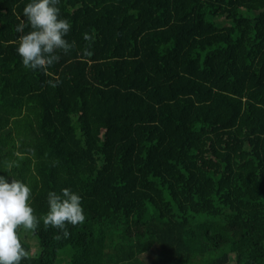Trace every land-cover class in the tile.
Instances as JSON below:
<instances>
[{
  "label": "trees",
  "instance_id": "trees-1",
  "mask_svg": "<svg viewBox=\"0 0 264 264\" xmlns=\"http://www.w3.org/2000/svg\"><path fill=\"white\" fill-rule=\"evenodd\" d=\"M25 3L0 0V168L85 221L18 229L21 264H264V0H59L75 46L43 72Z\"/></svg>",
  "mask_w": 264,
  "mask_h": 264
},
{
  "label": "clouds",
  "instance_id": "clouds-1",
  "mask_svg": "<svg viewBox=\"0 0 264 264\" xmlns=\"http://www.w3.org/2000/svg\"><path fill=\"white\" fill-rule=\"evenodd\" d=\"M58 4L59 0H27L22 8V19L16 25L19 35L15 51L27 70L47 71L59 59L58 52L67 53L75 46L65 38L70 23L60 16ZM83 39L90 41L92 37L84 33ZM87 54L84 49L83 55ZM14 166L15 162L9 161L0 170H6L13 177ZM31 193L32 188L27 183L14 177L9 181L0 175V264H21L28 257L18 229L34 232L42 222L45 227L59 230L56 236L59 239L61 232L64 238L68 237V225L76 226L85 221L82 197L72 189L48 190L47 211L41 217L34 214Z\"/></svg>",
  "mask_w": 264,
  "mask_h": 264
},
{
  "label": "rangeland",
  "instance_id": "rangeland-1",
  "mask_svg": "<svg viewBox=\"0 0 264 264\" xmlns=\"http://www.w3.org/2000/svg\"><path fill=\"white\" fill-rule=\"evenodd\" d=\"M33 237H34V236H33ZM34 238H35V237H34ZM31 243H32V247H31V251H32L34 246H33V242H31ZM231 262H232V264H234V260H233V259L231 260Z\"/></svg>",
  "mask_w": 264,
  "mask_h": 264
}]
</instances>
